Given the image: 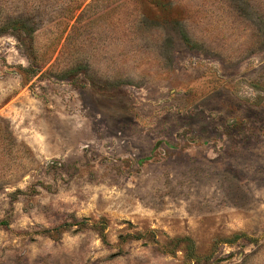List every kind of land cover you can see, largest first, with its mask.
Instances as JSON below:
<instances>
[{
  "label": "rangeland",
  "instance_id": "1",
  "mask_svg": "<svg viewBox=\"0 0 264 264\" xmlns=\"http://www.w3.org/2000/svg\"><path fill=\"white\" fill-rule=\"evenodd\" d=\"M0 264H264V0H0Z\"/></svg>",
  "mask_w": 264,
  "mask_h": 264
}]
</instances>
